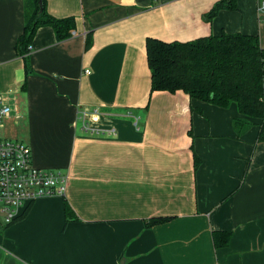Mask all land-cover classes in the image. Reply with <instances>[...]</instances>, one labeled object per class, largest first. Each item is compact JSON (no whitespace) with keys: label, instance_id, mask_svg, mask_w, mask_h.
Instances as JSON below:
<instances>
[{"label":"crops","instance_id":"0c3cea01","mask_svg":"<svg viewBox=\"0 0 264 264\" xmlns=\"http://www.w3.org/2000/svg\"><path fill=\"white\" fill-rule=\"evenodd\" d=\"M217 1L45 0L48 15L74 18L75 29L58 42L39 27L21 57L24 0H0V95L12 109L0 139L28 146L35 167L68 175L64 197L0 223V264H264L257 123L239 134L234 105L150 92L147 38L240 33L264 48V0H236L209 22ZM79 108H98L97 127L115 135L83 133ZM215 231L230 233L226 246L214 247Z\"/></svg>","mask_w":264,"mask_h":264},{"label":"trees","instance_id":"16d2710c","mask_svg":"<svg viewBox=\"0 0 264 264\" xmlns=\"http://www.w3.org/2000/svg\"><path fill=\"white\" fill-rule=\"evenodd\" d=\"M40 2V5H39ZM236 10V0H219L204 15L211 21L220 11ZM49 26L61 42L72 35L74 18L56 19L45 10V0H24V28L15 44L17 56H26L35 31ZM89 39L86 41V48ZM150 71V92L182 91L191 100L227 109L234 105L240 117L234 119L237 133L258 125L257 142H264V48L259 38L240 33L222 32L188 42L145 41ZM30 70L26 66V73ZM65 219H72L65 205ZM162 220H151L155 224ZM214 247L228 244L230 233L213 232Z\"/></svg>","mask_w":264,"mask_h":264},{"label":"built area","instance_id":"2783aa9c","mask_svg":"<svg viewBox=\"0 0 264 264\" xmlns=\"http://www.w3.org/2000/svg\"><path fill=\"white\" fill-rule=\"evenodd\" d=\"M262 10L264 2L261 3L259 12ZM85 73L89 74L88 71ZM2 101L0 95V124L12 112V109ZM100 115L98 108H79L76 123H79L83 133L103 137L114 136V129L97 127ZM67 181L66 174L35 167L31 151L25 144L0 139V223L3 225L18 219L23 211L39 199L64 197Z\"/></svg>","mask_w":264,"mask_h":264},{"label":"rangeland","instance_id":"374dc122","mask_svg":"<svg viewBox=\"0 0 264 264\" xmlns=\"http://www.w3.org/2000/svg\"><path fill=\"white\" fill-rule=\"evenodd\" d=\"M257 28H258V26L256 27V31H257ZM1 138V137H0Z\"/></svg>","mask_w":264,"mask_h":264},{"label":"water","instance_id":"95a60500","mask_svg":"<svg viewBox=\"0 0 264 264\" xmlns=\"http://www.w3.org/2000/svg\"><path fill=\"white\" fill-rule=\"evenodd\" d=\"M39 5H40V2H39Z\"/></svg>","mask_w":264,"mask_h":264}]
</instances>
